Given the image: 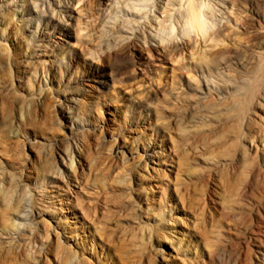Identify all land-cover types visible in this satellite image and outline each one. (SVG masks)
Masks as SVG:
<instances>
[{
  "label": "rangeland",
  "instance_id": "374dc122",
  "mask_svg": "<svg viewBox=\"0 0 264 264\" xmlns=\"http://www.w3.org/2000/svg\"><path fill=\"white\" fill-rule=\"evenodd\" d=\"M229 1L234 8L207 46L212 50L203 55L201 45L182 54L141 48L144 59L136 68L142 74L136 80L120 75L114 84L108 51L113 44L103 40L100 15L90 1L80 16L81 35L56 34L70 45L53 66L35 69L12 38L0 40L5 191L14 198L22 195L8 178L34 177L44 161L51 162V152L68 149L75 139L85 148L84 165L92 162L79 181L70 179L58 217L37 219L52 240L53 229L62 235L56 242L60 252L54 243L41 251L43 258L59 257L56 264H264V0ZM84 32L92 35L86 39ZM237 48L247 49L248 62L228 71L227 92L220 98L202 94V73L214 76L218 70L204 66L200 55ZM34 71L51 79L41 83L43 102L39 84L32 82ZM83 86L79 122L71 129L65 116L73 115L68 98ZM147 88L159 93L150 105L140 93ZM207 106L209 120L193 122L206 116ZM7 130L23 136L7 141ZM116 140L127 152L126 162L114 153ZM151 150L158 155L150 160L145 155ZM75 226L76 240L65 233ZM15 246L7 244L9 251L0 252V264H32L12 250Z\"/></svg>",
  "mask_w": 264,
  "mask_h": 264
},
{
  "label": "bare ground",
  "instance_id": "6f19581e",
  "mask_svg": "<svg viewBox=\"0 0 264 264\" xmlns=\"http://www.w3.org/2000/svg\"><path fill=\"white\" fill-rule=\"evenodd\" d=\"M89 1L97 7L99 12L105 32L102 36L103 40L106 45L110 42L113 44L108 49L109 63L115 68L111 74L113 84L120 81V75L125 74L126 80H136L142 74L136 68L137 64L144 59L140 52L141 48L152 46L174 52V54H182L185 50L199 48L200 45L204 49L201 47L199 53L203 54L212 50V47L207 50V46L223 31L227 14L232 13L234 8V4L229 0H0V40L6 41L12 38L14 46L20 49L25 60H28L35 69L43 64L51 63L50 65L53 66L56 59L60 57V53L70 45L69 41L57 39L56 34H61L68 39L81 35L80 16L88 8ZM7 12L12 13L10 18L6 17ZM88 35L92 34H85L82 37L86 38ZM246 53L247 49L237 48L227 54L212 53L211 57H203L204 54H201L198 59L206 63L204 66H215L218 70L214 76H206L202 73L204 88L201 89V93L208 95L214 93L219 98L221 94L226 93L228 88H226L225 77L230 76L228 71L233 65L244 66L247 61ZM258 57L257 59L260 58ZM32 75V82L39 84L38 98L40 97L42 101L44 92L41 89V83L45 84L51 79L48 75L41 76L36 71ZM60 84H62L61 81L58 85ZM31 85L30 83L29 86ZM105 85H108L107 81ZM80 91L68 98V101L72 103H68L67 109L71 110L73 115L65 116L71 129L75 128L79 122L77 109L80 108L81 94L85 95L87 92L86 86H83ZM163 92L167 90L164 89ZM140 93L143 94L147 105L152 104L159 97V93L150 88L142 89ZM74 107L76 112L72 110ZM210 109L209 107L206 113H203L205 117L194 118L193 122L199 123L210 118L212 113ZM21 136L23 135L19 130H13L12 134L8 131L5 138L8 141ZM67 148L51 152L49 157L51 162L44 161L34 177L14 174L8 178L10 185L18 183L21 187L22 197L20 195L11 197L5 191L3 188L5 171L0 164V221H2L0 252L9 251L5 249L7 244L16 245L11 247L12 250L16 249L20 257L22 256L32 264H46L45 260L47 264L58 263L59 257H54L53 262H49L48 257H42L41 251L51 248L55 243V249L59 253L60 246L56 245V242H60L62 235L53 229L55 233L53 241L52 233L46 226L37 223V219L45 214L58 217L57 211H61L62 208L57 207L64 202L63 195L69 192L70 179L79 181V173L85 169L91 170L92 167V162L86 163L85 166L81 159L85 148L79 138L71 141ZM113 150L122 162H126L127 152L124 151L121 142L116 140ZM157 155V151L151 150L145 157L151 160ZM147 163V159L144 158L143 166H147ZM25 177L29 179L28 182H25ZM63 191L65 194L62 193ZM64 223L65 229L68 221ZM82 224L85 223L82 222ZM78 230L79 227L75 226L65 233L71 235L70 239L76 240L79 236ZM36 233L37 236H34ZM23 244L26 245L25 250L20 252L18 248H21ZM30 248L32 249L29 253L27 249ZM68 254L66 253L67 256ZM73 255L77 256V251ZM75 261L78 262L77 257Z\"/></svg>",
  "mask_w": 264,
  "mask_h": 264
}]
</instances>
